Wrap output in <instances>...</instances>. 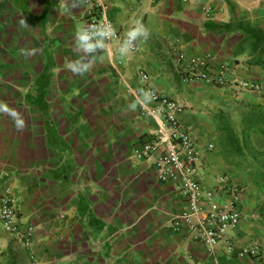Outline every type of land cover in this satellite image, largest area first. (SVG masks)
<instances>
[{
	"label": "crops",
	"instance_id": "obj_1",
	"mask_svg": "<svg viewBox=\"0 0 264 264\" xmlns=\"http://www.w3.org/2000/svg\"><path fill=\"white\" fill-rule=\"evenodd\" d=\"M102 1L120 40L78 36L82 0H0V197L35 229L26 247L0 217V264H264V88L189 82L176 64L183 53L263 80L264 0ZM136 21L149 35L132 51ZM142 71L182 107L202 184L228 175L243 188L241 224L216 249L172 228L188 206L179 183L136 157L159 128L136 96Z\"/></svg>",
	"mask_w": 264,
	"mask_h": 264
},
{
	"label": "built area",
	"instance_id": "obj_2",
	"mask_svg": "<svg viewBox=\"0 0 264 264\" xmlns=\"http://www.w3.org/2000/svg\"><path fill=\"white\" fill-rule=\"evenodd\" d=\"M82 1L86 7L85 28H88L83 36L85 41L92 43L99 39L120 40L121 34L107 15L108 5L102 0ZM123 40L129 50L138 49L137 37L132 38L127 33ZM176 64L181 75L189 82L204 81L238 94L258 93L264 88V79L230 78L227 65L216 71H209L205 62L196 57L188 58L183 53H177ZM140 76L144 82V86L136 91L140 109L154 117L159 128L156 134L143 142V147L136 151V157L153 158V166L160 182L179 183V191L188 206L173 220L172 228L177 232L185 231L189 239L216 249L225 241L229 231L241 224L243 188L228 175L218 177L213 187L202 184L199 177L203 156L192 130L179 119L182 107L173 98L150 86V75L147 72L142 71ZM148 100L152 104H148ZM0 217L9 233L20 239L26 247H31L35 229L32 226L23 228L16 199L10 194L0 197ZM228 248L230 251L234 250L232 244ZM239 254L258 257L260 252L257 247H245Z\"/></svg>",
	"mask_w": 264,
	"mask_h": 264
},
{
	"label": "clouds",
	"instance_id": "obj_3",
	"mask_svg": "<svg viewBox=\"0 0 264 264\" xmlns=\"http://www.w3.org/2000/svg\"><path fill=\"white\" fill-rule=\"evenodd\" d=\"M138 27L133 28L130 30L129 35L132 38H136L139 34L143 33L146 37L149 35L148 29L139 21H136ZM88 31V28L83 29L80 33H78V36L83 37ZM19 124H22V121H18Z\"/></svg>",
	"mask_w": 264,
	"mask_h": 264
}]
</instances>
